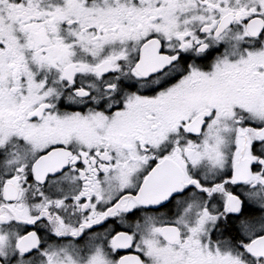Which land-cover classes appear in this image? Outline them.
<instances>
[{"label": "snow or ice", "instance_id": "1", "mask_svg": "<svg viewBox=\"0 0 264 264\" xmlns=\"http://www.w3.org/2000/svg\"><path fill=\"white\" fill-rule=\"evenodd\" d=\"M0 264H264V0H0Z\"/></svg>", "mask_w": 264, "mask_h": 264}]
</instances>
